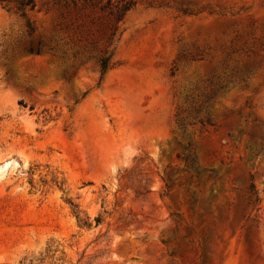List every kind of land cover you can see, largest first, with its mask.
<instances>
[{"label":"rangeland","instance_id":"rangeland-1","mask_svg":"<svg viewBox=\"0 0 264 264\" xmlns=\"http://www.w3.org/2000/svg\"><path fill=\"white\" fill-rule=\"evenodd\" d=\"M108 1L0 0V264H264V0H133L102 72Z\"/></svg>","mask_w":264,"mask_h":264},{"label":"trees","instance_id":"trees-1","mask_svg":"<svg viewBox=\"0 0 264 264\" xmlns=\"http://www.w3.org/2000/svg\"><path fill=\"white\" fill-rule=\"evenodd\" d=\"M13 1L7 2L12 3ZM15 6L14 8L20 12L22 15L27 10H34L35 8V2L34 0H14ZM108 6L112 5V1L109 0L107 2ZM134 6V1L133 0H121V4L116 6V10L111 12V21L112 24L108 28L107 34H106V48L104 50H100L99 54L97 56V63L101 69L102 72H106L110 68V46L113 43V40L117 36L118 30H119V25L120 23L124 20L128 12L132 9ZM30 53H36L40 54L43 51H48L50 53H54V48H49L48 50H45L44 46L42 45L41 42L38 43V45L34 48H30L28 50ZM97 225L100 223V220H96ZM47 254L43 255L42 252L38 253L37 255H34L32 259H29V264H64L63 258L60 257L58 259L55 258L56 253L58 250H54L53 252L49 250V248L46 249ZM53 253L50 255V253ZM23 261H27V258H24L22 261H20V264H23ZM48 261V262H46Z\"/></svg>","mask_w":264,"mask_h":264}]
</instances>
